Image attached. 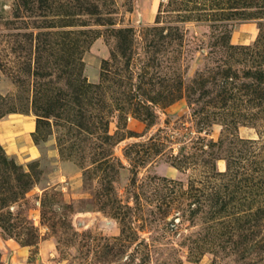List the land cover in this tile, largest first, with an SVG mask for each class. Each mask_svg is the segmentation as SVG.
<instances>
[{"label": "rangeland", "instance_id": "rangeland-1", "mask_svg": "<svg viewBox=\"0 0 264 264\" xmlns=\"http://www.w3.org/2000/svg\"><path fill=\"white\" fill-rule=\"evenodd\" d=\"M0 264H264V0H0Z\"/></svg>", "mask_w": 264, "mask_h": 264}]
</instances>
